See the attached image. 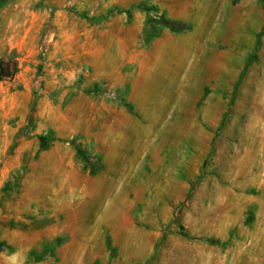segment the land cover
<instances>
[{
  "label": "rangeland",
  "instance_id": "1",
  "mask_svg": "<svg viewBox=\"0 0 264 264\" xmlns=\"http://www.w3.org/2000/svg\"><path fill=\"white\" fill-rule=\"evenodd\" d=\"M169 1L0 0V65L5 69L0 74V264H54L55 249L67 237L42 231L50 223L49 194L29 192L32 181L38 183L45 174L39 166L41 152L64 148L84 169L99 168L100 158L93 156L99 145L88 137L86 121L95 112L107 116L101 104L112 93L104 78L94 80L95 69L102 72L107 63L95 60V47L107 51V44H95L94 38L108 21L122 20L128 35L137 34L146 51L163 30H170L162 18L174 21L176 28H190L167 15L164 4ZM203 1L217 21L237 26L224 24L222 41L203 44L224 56L223 90H214V77L200 76L192 93V123L168 125L173 134L192 135V201L203 202H193L192 216L184 218L182 197L173 218L160 227L161 243H204L210 257L214 246L200 239L219 238L230 264H264V123L247 119L249 102L264 100V0ZM72 27L80 37V58L74 65L65 58L71 44L63 42ZM116 98L133 110L122 95ZM216 99L223 101L224 123L199 122L202 104ZM233 105H240L236 116ZM183 146L176 140L172 148L182 151ZM216 200L224 202L223 211H215ZM199 212L209 224L218 223L217 235L213 227L208 234L199 233L194 223Z\"/></svg>",
  "mask_w": 264,
  "mask_h": 264
},
{
  "label": "crops",
  "instance_id": "2",
  "mask_svg": "<svg viewBox=\"0 0 264 264\" xmlns=\"http://www.w3.org/2000/svg\"><path fill=\"white\" fill-rule=\"evenodd\" d=\"M164 6L171 19L186 22L190 28L177 33L163 30L146 51L137 34L128 35L122 20L108 21L107 28L94 38L95 44H107V51L95 47V60L105 59L107 63L102 72L95 69L94 80L104 78L113 97L101 104L107 116L95 112L86 121L88 137L99 145L93 153L100 158L99 168L84 169L64 148L41 152L39 166L45 174L40 175L38 183L32 181L29 192L49 194L50 223L42 231L49 236L67 237L55 249L54 264H230L233 261L224 257L222 239H200L214 246L216 253L209 257L208 245L204 243H161L160 227L173 218L175 205L182 197L184 218L192 216L193 202H203L192 201V135L173 134L168 131V125L192 123V93L197 90L200 76L214 77V90H223L224 56L215 49L209 52L210 48L203 44L222 41L224 24L235 28L237 23L230 26L217 21L213 11L208 13L203 0H170ZM72 28L71 35H65L63 42L71 44L65 58H70L74 65L80 58V37L78 29ZM236 33L238 41L239 32ZM129 45H135V49L128 51ZM230 60L234 61L232 57ZM260 80L264 83V74ZM117 94L126 99L132 111L122 99L116 98ZM239 108L240 105H233L235 116ZM224 114L223 101L205 100L199 122L222 124ZM234 115L230 122L235 120ZM247 119L251 124L264 123V100L259 105L256 101L249 102ZM176 140L183 141L182 151L172 148ZM50 171L55 174L52 176ZM48 188L51 193L46 192ZM215 203V211H223L224 202ZM200 214L197 213L194 221L199 233L208 234L213 227L217 235L218 223L211 225Z\"/></svg>",
  "mask_w": 264,
  "mask_h": 264
},
{
  "label": "trees",
  "instance_id": "3",
  "mask_svg": "<svg viewBox=\"0 0 264 264\" xmlns=\"http://www.w3.org/2000/svg\"><path fill=\"white\" fill-rule=\"evenodd\" d=\"M161 24L164 26V27H167L169 28L170 30L172 31H181V30H186V27L182 26V28H176L173 24H174V21L172 20H168L166 18H162V21H161ZM4 68L0 65V74H3L4 72ZM79 152V155L84 159V160H87L86 159V155L81 151V150H78Z\"/></svg>",
  "mask_w": 264,
  "mask_h": 264
}]
</instances>
